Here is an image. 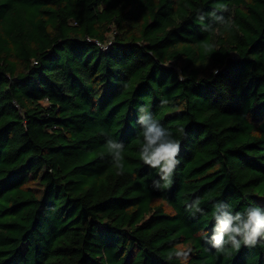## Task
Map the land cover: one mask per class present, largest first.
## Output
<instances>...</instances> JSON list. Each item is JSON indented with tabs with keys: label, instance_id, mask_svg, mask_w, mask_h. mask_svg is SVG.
Returning a JSON list of instances; mask_svg holds the SVG:
<instances>
[{
	"label": "trees",
	"instance_id": "obj_1",
	"mask_svg": "<svg viewBox=\"0 0 264 264\" xmlns=\"http://www.w3.org/2000/svg\"><path fill=\"white\" fill-rule=\"evenodd\" d=\"M140 106L180 140L168 188ZM218 201L264 208V0H0V264H264L212 247Z\"/></svg>",
	"mask_w": 264,
	"mask_h": 264
},
{
	"label": "clouds",
	"instance_id": "obj_2",
	"mask_svg": "<svg viewBox=\"0 0 264 264\" xmlns=\"http://www.w3.org/2000/svg\"><path fill=\"white\" fill-rule=\"evenodd\" d=\"M227 9L221 6L220 11ZM218 28L207 25L204 30L218 31L220 28L231 30L232 21L223 15H218L215 11L210 14ZM198 19L203 22L204 15ZM205 50L211 52L215 44H205ZM218 71V70H217ZM167 100L161 101V106L167 105ZM137 122L141 125L142 140L139 143V159L150 168L156 169L159 181H154L156 188H168L173 183V175L179 164L180 140L177 139L173 131L164 127L147 106H140L138 109ZM183 133V128L177 129ZM105 148L111 155L113 165L118 170L117 174L122 175L124 170V145L113 139H107ZM187 210L195 213H203L199 199L186 205ZM212 216L215 221L210 242L217 252H226L229 248L239 250L241 246L255 247L264 243V208L251 206L243 211L233 212L231 205L218 201L213 205ZM190 249H178L171 253L167 259L170 261L176 258L186 264Z\"/></svg>",
	"mask_w": 264,
	"mask_h": 264
},
{
	"label": "rangeland",
	"instance_id": "obj_3",
	"mask_svg": "<svg viewBox=\"0 0 264 264\" xmlns=\"http://www.w3.org/2000/svg\"><path fill=\"white\" fill-rule=\"evenodd\" d=\"M166 208H168L167 205H166Z\"/></svg>",
	"mask_w": 264,
	"mask_h": 264
}]
</instances>
